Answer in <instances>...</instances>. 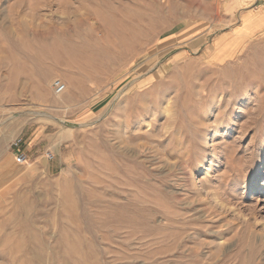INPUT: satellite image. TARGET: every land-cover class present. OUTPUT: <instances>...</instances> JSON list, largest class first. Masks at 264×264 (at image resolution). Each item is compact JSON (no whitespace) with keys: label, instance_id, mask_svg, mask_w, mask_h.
Segmentation results:
<instances>
[{"label":"rangeland","instance_id":"obj_1","mask_svg":"<svg viewBox=\"0 0 264 264\" xmlns=\"http://www.w3.org/2000/svg\"><path fill=\"white\" fill-rule=\"evenodd\" d=\"M256 6L0 0V264H264Z\"/></svg>","mask_w":264,"mask_h":264},{"label":"built area","instance_id":"obj_2","mask_svg":"<svg viewBox=\"0 0 264 264\" xmlns=\"http://www.w3.org/2000/svg\"><path fill=\"white\" fill-rule=\"evenodd\" d=\"M53 85H54V88H55V92L58 95L64 93L65 90H66V88H65L66 85L63 84L60 80L55 81ZM22 144H23V140L22 139H17L14 142V144H13V147H14V150H15L14 154H15V157H16V163L19 164V165H23V164H25L28 161L27 154L25 153V151L21 150ZM50 158L52 159V156Z\"/></svg>","mask_w":264,"mask_h":264},{"label":"crops","instance_id":"obj_3","mask_svg":"<svg viewBox=\"0 0 264 264\" xmlns=\"http://www.w3.org/2000/svg\"><path fill=\"white\" fill-rule=\"evenodd\" d=\"M258 10V11H257ZM255 13L253 14L254 17H257L259 19V22L261 23V26L255 31L263 30L264 29V0H258V6H256ZM63 160V158H62ZM65 162V160H63Z\"/></svg>","mask_w":264,"mask_h":264},{"label":"bare ground","instance_id":"obj_4","mask_svg":"<svg viewBox=\"0 0 264 264\" xmlns=\"http://www.w3.org/2000/svg\"><path fill=\"white\" fill-rule=\"evenodd\" d=\"M34 57V56H33ZM89 63V62H88ZM65 88H67V87H65ZM134 138V137H133ZM132 138V139H133ZM216 141H215V136H213L212 137V139H211V143H210V145H209V148H212V147H214L215 145H216V143H215ZM215 164H216V159L215 158H211L208 162H207V165H206V167H205V174H207V173H209L211 170H213V167L215 166ZM262 166H264V159H263V161H262V164H261V168H262ZM86 221V220H85ZM87 224V223H86ZM92 232V231H91Z\"/></svg>","mask_w":264,"mask_h":264}]
</instances>
